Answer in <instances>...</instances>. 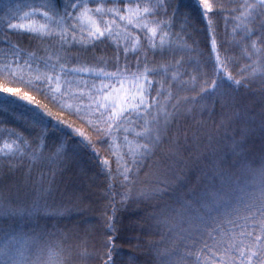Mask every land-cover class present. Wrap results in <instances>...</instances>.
<instances>
[{"label": "snow or ice", "instance_id": "obj_1", "mask_svg": "<svg viewBox=\"0 0 264 264\" xmlns=\"http://www.w3.org/2000/svg\"><path fill=\"white\" fill-rule=\"evenodd\" d=\"M4 7L7 11L0 17V44L4 45L0 48V70L20 82H25L27 73L30 78L26 84L35 91L50 93L53 101L57 95H72L78 90L83 102L87 89L88 115L79 107L74 114L95 139L71 123L67 124L71 129L67 140L53 139L45 116L53 117L54 113L31 109V115L17 116L23 122L22 131L2 130L0 237L4 239L0 264H67L72 249H65L63 242L80 231L79 224L74 230L55 234L38 224L28 231L14 225L17 219L38 221L63 216L67 211L52 197L59 187L57 178L64 180L68 143L90 149L98 159V144L107 146L111 153L99 164L112 181L105 190L109 203L102 214L106 239L101 249L106 251L97 253L107 257L105 264H136L135 257L117 261V237L110 234L117 230L119 208L132 199L147 201L152 208L146 217L133 223L140 225L142 233L160 235L159 241L147 242L149 259L144 264H186L177 256L182 248H189V256L195 254L196 264H264V0L256 4L245 0L227 9L230 15L240 13L236 27L243 33L240 41L251 61L236 73L239 78L221 75L222 66L234 65L238 59L229 55V49L217 39L215 17L221 9L209 0H198L195 22L204 29L205 49L199 53L197 75L189 80L182 76L187 75L191 57L185 59L183 53L194 49L183 36H188L186 29L193 28V17L184 14L180 31L173 34L178 14L173 0H32L23 6L30 11L19 17L20 4L6 3ZM17 18L26 22L13 23ZM250 23L252 28L248 27ZM14 35L18 37L15 42ZM252 36L256 39L249 45ZM169 73L171 79L167 78ZM213 73L210 85L206 79L197 85L201 77ZM256 80L260 86L254 89ZM0 91L12 93L13 89ZM249 96L252 99L246 102ZM19 99L29 104L33 101L27 92ZM15 103L6 97L0 100V110L10 112ZM189 115L192 124L182 127L181 121H187ZM217 115L216 135L202 132L207 120ZM55 118L57 125L65 124ZM221 130L224 135L217 140ZM257 133L260 145L254 148L249 140ZM208 151V162L200 164ZM158 154L163 160L153 159ZM112 156L115 170L110 165ZM194 165H199V176L196 185L188 189L192 199H185L184 194L177 196ZM248 177L253 179L249 181ZM85 178L87 174L82 171L71 182L80 179L83 184ZM117 181L119 193L115 190ZM6 186L8 191L14 188L24 192V198L12 200L3 191ZM86 187L78 189V201L89 198ZM166 196L180 204L174 215L167 214L170 204ZM177 221L182 225L179 230ZM83 232L87 236L89 229L85 227ZM54 235L60 237L55 246L49 241ZM141 243L137 237V246ZM82 249L81 259L93 254L86 245ZM191 249H196L195 253Z\"/></svg>", "mask_w": 264, "mask_h": 264}, {"label": "trees", "instance_id": "obj_2", "mask_svg": "<svg viewBox=\"0 0 264 264\" xmlns=\"http://www.w3.org/2000/svg\"><path fill=\"white\" fill-rule=\"evenodd\" d=\"M32 2V0H0V17L5 15L7 11L4 5L8 4H20L21 11L18 13V17L22 16L25 11H30V9L23 7L25 4ZM245 0H209V3H215L218 9H221L218 15L215 17L217 22V39L218 41L223 42L224 47L229 49V55L234 58H238L235 60L234 65H230L228 67L222 66L221 75L225 73L233 75L235 78H239L236 75L242 68L245 67L246 64L251 63L247 59V53L244 51V43L240 41V37L243 33L239 28L236 27L240 21L236 19L240 13L229 14L227 9L235 7L237 4L244 3ZM250 4H256L257 0H247ZM174 5L178 8V14L175 21V27L171 29L173 34L178 33L180 31V24L182 22L184 14H189L193 17V28L186 29L188 32V36H183V39L187 44L194 49L191 53L185 51L183 53L185 59L191 57L190 63L186 65L187 67V75L182 76L183 80H189L191 77H195L197 75L195 68L197 64L201 63V57L199 53L205 49V32L200 23H196V18L198 17V9L197 4L198 0H173ZM242 12H247L248 10L242 9ZM256 12H259V9H256ZM255 15V13H254ZM17 22H26L20 21L18 18L13 20V23ZM249 28L253 27V24H248ZM168 30L166 29L165 32ZM163 35V34H162ZM183 35V33H181ZM190 37V38H189ZM13 42L18 39L15 35L12 37ZM160 37H157V44L159 43ZM256 37H250L248 43L250 45L251 40H255ZM180 41H177L179 44ZM259 46V45H258ZM4 45L0 44V48H3ZM103 47V46H101ZM207 47L210 50L211 42L207 41ZM110 54V50H107ZM100 53L98 52L97 55ZM206 55V53H205ZM177 59H180V55H177ZM156 59H160L157 57ZM170 59V58H167ZM221 59H223V50H221ZM215 60V56L213 57V61ZM0 69H2V65H0ZM185 69L182 68L183 72ZM35 73H32L34 76ZM214 73L207 77H201L200 80L197 81V85L199 86L203 80H207L208 85L211 84V81L214 77ZM29 75L25 73L24 81L20 82L19 80H13L7 76V74L3 73L0 70V90L4 88L13 89L12 93H4L0 91V100H3L6 97H10L16 103L12 105V111L4 112L0 110V137H3L4 133L3 129H16L23 130V122L20 119H17L21 113L25 115H31L29 109L33 111L40 112L41 114L46 113L47 111H51L54 113L53 117L45 116L47 121H50L51 125V135L53 139H58L61 142L67 140L69 134H71V129L67 127V124L71 123L74 127L80 128L85 131L86 135L92 136L95 139L94 134H92L86 124L83 123L77 116L74 114L76 108H81L82 113L86 116L88 115L86 109L89 101L87 100V89H84L85 99L81 102L79 91L76 90L72 95L60 96L57 95L56 100L53 101L51 94L47 92H38L33 90L31 86L26 84L29 79ZM160 77H157L159 79ZM168 79H171V73H169ZM227 83V81H225ZM91 83V81H89ZM97 84L99 82L97 81ZM82 86V85H81ZM127 87V85H125ZM259 81L256 80L253 82L252 87L254 89L259 88ZM75 88V85L73 86ZM198 90V87H197ZM28 93L29 96L33 97V101L29 104L27 101H21L19 99L20 96H23L24 93ZM184 93H181L183 95ZM193 94V93H189ZM252 97H246V102L251 100ZM68 105H71V109L68 108ZM219 103L216 105V111L219 113ZM59 117L65 121L63 125H57L56 118ZM207 120V117H205ZM219 115L214 117L213 120H207L202 132L206 134L216 135V125L219 123ZM192 124L191 117L189 115L187 121H181L182 127H189ZM58 129V130H57ZM138 130V129H137ZM224 135L223 130H221L219 136H216L217 140H220V137ZM74 140H79V137L73 136ZM129 139H133L132 136ZM4 139L0 138V148L4 146ZM207 135H205L203 143H207ZM250 145L254 148H258L260 145V137L257 133L254 137L249 140ZM224 141L221 140V146H223ZM97 148L100 149V158L98 159L90 149L87 148H78L77 145L68 143L65 145V150L67 151V158L65 162L66 171L64 172V180L61 181L60 178H57L58 182V190L53 192V197L58 204H61L64 209H67L63 216H54L51 218H41L38 221L36 220H28L25 221L23 219H17L15 221L14 226H18L25 231L36 227L37 224L45 229L48 233H59L64 232L66 230H74V226L79 224L80 231L74 232L68 239L64 240L63 246L65 249L69 247L72 249L71 256L67 260V264H105V260L107 257L101 258V251H106L101 249V245L106 237L103 235V219L102 215L105 213V205L109 203L108 198L105 196V190L108 188V185L112 183L106 176L103 174L106 169L99 166L100 159H107L111 155L110 151H107V146L97 145ZM127 149H124L126 151ZM211 157V152H205L204 156L200 160V164H204L208 162V158ZM153 159L163 160V157L158 154L157 157ZM110 165L113 170H115V156L111 157ZM199 165H194L190 168L187 173L188 182L184 185L182 189H178L176 195L179 196L184 194L185 199H192L191 194L188 193V189L192 188L196 185L197 177L199 176L198 171ZM147 169H145L146 171ZM35 171V170H34ZM87 174V178L83 179V184H81L80 179H77L75 183L71 182L73 177H80L81 172ZM141 178L144 176V172L140 173ZM253 178L248 177V180L251 181ZM79 182L80 187H86V191L89 192L92 197L98 200V206H94V203L91 198L87 199L83 202L78 201L77 197L80 195V192L76 190L73 192L74 186L76 182ZM116 192H120L119 182H116ZM251 191V187L248 189ZM5 191L12 200H16L17 198H24V192H17L14 188L11 191L6 188ZM238 195H243L242 193H237ZM171 195V193L169 194ZM90 197V196H89ZM133 197H135V193H133ZM50 198V199H52ZM121 199L120 195L116 196V200L119 201ZM166 201H169L170 208L167 210L168 215H174L177 210H180V204L176 202L174 199L169 200V197H164ZM78 205V206H77ZM161 208L157 209V212H160ZM152 208L149 206L147 201H138L136 199H132L127 203L126 207L119 208L115 220H116V228L117 230L110 233L117 237L115 240V244L118 248V252L116 253L117 261H124L129 259L130 257L136 258V264H144V261L149 259V252L147 250V242L148 241H159L160 235L159 233L155 235H149L142 233L141 227L138 224H134L133 221L140 220L143 217H146ZM111 214V208L108 209V213ZM128 220L127 222H132L131 227H124L122 224ZM8 223H12V221H8ZM177 230L182 226L178 223ZM87 227L89 232L87 236H85L83 229ZM95 229V230H93ZM146 232V230H145ZM137 237L140 238L142 242L139 246H137ZM3 237H0V245L3 244ZM60 239L59 236L49 237V241L55 246L56 242ZM82 245H86L87 251L93 253L86 259H81L79 256V252L82 251ZM167 246H170V242H166ZM166 245H161L164 247ZM199 245H197V248ZM189 248L178 249L177 256L182 257L186 264H196V256L195 254L189 256L187 252ZM193 253H195L196 249H191ZM65 256H68V252L65 251Z\"/></svg>", "mask_w": 264, "mask_h": 264}, {"label": "rangeland", "instance_id": "obj_3", "mask_svg": "<svg viewBox=\"0 0 264 264\" xmlns=\"http://www.w3.org/2000/svg\"><path fill=\"white\" fill-rule=\"evenodd\" d=\"M145 2H146V0H145ZM73 186H74V189H73V192H75L76 190H78L79 189V182L77 181L76 182V185L75 184H73ZM92 199L93 201H95L96 200V202L94 203V206H98L99 204H98V200L97 199H95L94 197H92V195L90 194V197L88 198V199ZM128 220H126L122 225L124 226V227H131V224H133L132 222H127Z\"/></svg>", "mask_w": 264, "mask_h": 264}]
</instances>
